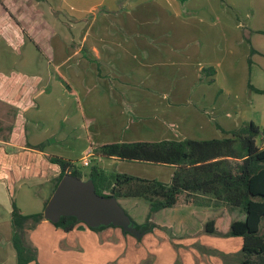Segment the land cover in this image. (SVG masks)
I'll return each instance as SVG.
<instances>
[{"label": "crops", "instance_id": "1", "mask_svg": "<svg viewBox=\"0 0 264 264\" xmlns=\"http://www.w3.org/2000/svg\"><path fill=\"white\" fill-rule=\"evenodd\" d=\"M175 2L0 0V264H16L10 221L12 200L23 214L38 213L43 212L45 201L53 193L60 168L50 162V157L69 161L79 172V166H97L107 173L158 181L156 166H165L169 168L165 175L170 174V178L162 182L170 183L175 166L107 157L95 148L123 142L220 139L225 131L240 126L239 118L227 123L224 116L215 118L207 110L186 113V108L176 106L185 100V82L190 75L180 68L184 88L170 87L161 66L165 65L162 60L171 55L172 61H181L182 57L176 55L186 44L181 37L187 35L176 36L178 39L172 40L179 41L171 46L156 45L161 35L156 22L166 20L156 6L165 3L174 7ZM99 6L105 7L104 14L95 13ZM249 25L251 29L244 37L250 48L241 47L240 32L222 31L216 38V42L222 38L223 45L225 38L229 39L228 45L234 46H228L232 61L223 68L217 63L213 79L221 82L230 97L235 92L229 87L239 90L238 100L249 84L264 90V29ZM133 38L140 41L136 43ZM183 53L191 60L194 50L186 47ZM191 63L200 69V63ZM249 90L250 114L244 121L264 129V93ZM192 99L188 100L191 104L207 102L199 95ZM35 126L39 128L35 130ZM262 138L264 146V134ZM41 143V150L34 148ZM84 159L89 162L86 166L82 165ZM21 190L27 197L18 201L14 195ZM194 195L193 204L173 208L198 204L221 208L220 214L211 219L241 215L238 209L216 203L209 193ZM78 225L64 231L43 217L34 229L27 230L26 239L39 230H48L57 252L59 242L71 248L93 243L87 229L77 230L75 238L73 231ZM37 236L41 247L36 241H28L36 248V260L28 264L42 262L39 255L46 240Z\"/></svg>", "mask_w": 264, "mask_h": 264}, {"label": "rangeland", "instance_id": "2", "mask_svg": "<svg viewBox=\"0 0 264 264\" xmlns=\"http://www.w3.org/2000/svg\"><path fill=\"white\" fill-rule=\"evenodd\" d=\"M175 3L174 7L165 3H159L161 6H156V10H161L166 19L162 20L160 24L156 22V29L161 31L156 45L171 46L172 42L179 41L172 40L176 36L187 35L181 37L186 44L183 49L178 51L180 54L176 55L182 57L181 61H172L171 55L170 59L162 60L165 65L161 66L165 69L170 87L178 85V89L179 87L184 88L180 82L182 80L179 76L180 68L186 69L187 74L190 75L188 81L185 82L186 102L184 100L177 103L176 106L180 109L186 108V113H190L192 109L199 112L207 110L209 115L215 118L224 116L227 123L230 119L239 118L241 125L246 120L244 117L250 114L248 105L251 91L248 85L244 87V94L241 92V99L238 100L239 90L229 87L231 92H235L230 97V94L223 91L221 82L213 79L217 63L221 64L220 67L223 68L232 58L228 46H234L228 45L229 39L225 38V45H223L220 44L222 38L219 42H216V38L222 34V31L240 32L241 42L244 43L241 47L250 48L244 34L251 29L249 25L251 23L264 29V0H176ZM104 12L105 7L99 6L95 10L98 15L104 14ZM250 21L251 23H249ZM133 41L137 43L140 39L134 40L133 38ZM186 47L194 50L191 60L185 59L186 54L183 51ZM221 47L224 49L222 50ZM207 48H210V51ZM190 61L195 65L200 63V69L194 68ZM202 69L204 70L202 71ZM209 69L214 72L208 73ZM159 94L162 96L164 93L161 91ZM196 95L207 102L191 104V101H188L189 98H195ZM38 128L35 126V130ZM222 136L226 137L227 135L221 134L219 137ZM124 165L127 163L125 162ZM90 169L91 166H79L83 179ZM156 171H159V175H156L158 179L169 182L170 174L165 175L166 171H169L168 167L156 166ZM22 191L14 195L18 201L21 199L19 197L23 199L27 197L23 195ZM117 202L123 212L130 216L134 222L144 223L147 219L149 214L147 200L119 198ZM220 212L221 208H205L199 204L175 209L165 208L150 213L149 228L143 230L139 236L125 232L121 227L111 223L99 222L96 226L90 227L86 222L81 221L73 231L75 238L77 230L87 229L93 243L82 246L75 245L74 248H71L61 245L59 242L58 252L53 249L54 241L48 230H39V233L30 240L37 242L38 234L41 235L43 242L46 240L39 255L42 261L40 264H55L56 262L58 264H122L123 261L125 264H240L237 253L241 250V237L210 234L204 230V223L219 215ZM101 226L103 228L100 230L94 229ZM260 233L264 235V219L260 224ZM30 240L27 236V241L30 242ZM119 240H122V244L118 243ZM38 246H40L39 243ZM57 255L61 256L57 257Z\"/></svg>", "mask_w": 264, "mask_h": 264}, {"label": "trees", "instance_id": "3", "mask_svg": "<svg viewBox=\"0 0 264 264\" xmlns=\"http://www.w3.org/2000/svg\"><path fill=\"white\" fill-rule=\"evenodd\" d=\"M207 72L214 71L209 69ZM248 87L264 93V90L250 84ZM225 133L228 136L220 139L123 142L95 148V152L107 157L175 166L170 183L125 173H107L97 166L91 167L88 179L92 181L95 192L104 197L147 200L149 214L144 223H136L129 216L133 225L140 230L149 228L150 213L191 205L195 202V192L209 193L216 203L238 209L241 215L234 218L222 215L210 219L205 222V231L222 236H240L242 246L237 253L240 264H264V235L260 233V224L264 219V129L247 121ZM43 145L41 143L34 148L41 150ZM49 160L60 168L53 189L66 173L82 177L69 161L57 156ZM11 204L10 221L16 264H28L36 260V248L28 243L26 232L34 229L43 219V212L23 214L13 200ZM78 223L73 216H61L53 225L70 231Z\"/></svg>", "mask_w": 264, "mask_h": 264}, {"label": "water", "instance_id": "4", "mask_svg": "<svg viewBox=\"0 0 264 264\" xmlns=\"http://www.w3.org/2000/svg\"><path fill=\"white\" fill-rule=\"evenodd\" d=\"M61 216H73L77 222L84 221L90 227L104 222L133 235L143 233L133 225L115 197L97 194L90 179L83 180L70 173L60 179L43 210V217L51 223L59 221Z\"/></svg>", "mask_w": 264, "mask_h": 264}, {"label": "built area", "instance_id": "5", "mask_svg": "<svg viewBox=\"0 0 264 264\" xmlns=\"http://www.w3.org/2000/svg\"><path fill=\"white\" fill-rule=\"evenodd\" d=\"M88 160L87 159H84L83 161H82V165H84V166H86V165H88Z\"/></svg>", "mask_w": 264, "mask_h": 264}]
</instances>
